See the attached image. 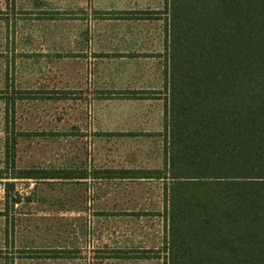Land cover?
<instances>
[{"label": "rangeland", "instance_id": "1", "mask_svg": "<svg viewBox=\"0 0 264 264\" xmlns=\"http://www.w3.org/2000/svg\"><path fill=\"white\" fill-rule=\"evenodd\" d=\"M165 4L0 0V264H164Z\"/></svg>", "mask_w": 264, "mask_h": 264}, {"label": "trees", "instance_id": "2", "mask_svg": "<svg viewBox=\"0 0 264 264\" xmlns=\"http://www.w3.org/2000/svg\"><path fill=\"white\" fill-rule=\"evenodd\" d=\"M165 5V167L109 177L165 182L164 264H264V0ZM15 144L0 179L71 178L17 169Z\"/></svg>", "mask_w": 264, "mask_h": 264}, {"label": "crops", "instance_id": "3", "mask_svg": "<svg viewBox=\"0 0 264 264\" xmlns=\"http://www.w3.org/2000/svg\"><path fill=\"white\" fill-rule=\"evenodd\" d=\"M163 130H164V128H163ZM140 132L149 133V130L148 129H143V128L140 127ZM149 179H153V178H149Z\"/></svg>", "mask_w": 264, "mask_h": 264}]
</instances>
